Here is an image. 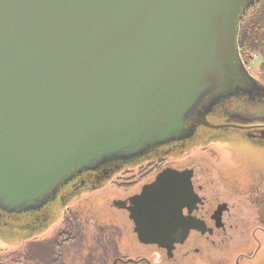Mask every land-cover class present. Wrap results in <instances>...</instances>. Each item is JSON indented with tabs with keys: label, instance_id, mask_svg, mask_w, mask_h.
Returning <instances> with one entry per match:
<instances>
[{
	"label": "water",
	"instance_id": "obj_1",
	"mask_svg": "<svg viewBox=\"0 0 264 264\" xmlns=\"http://www.w3.org/2000/svg\"><path fill=\"white\" fill-rule=\"evenodd\" d=\"M255 1L0 0V208H37L83 169L225 127L213 106L264 89L238 44ZM191 171L165 168L135 196L142 242L187 236L168 221Z\"/></svg>",
	"mask_w": 264,
	"mask_h": 264
},
{
	"label": "flooded vegetation",
	"instance_id": "obj_2",
	"mask_svg": "<svg viewBox=\"0 0 264 264\" xmlns=\"http://www.w3.org/2000/svg\"><path fill=\"white\" fill-rule=\"evenodd\" d=\"M259 110L264 117L262 87L213 106L207 118L209 121L210 116L217 118L218 121L212 123L226 124L223 128L198 125L188 138L154 144L141 154L113 158L97 168L83 169L37 208L12 212L0 208V234L15 244L33 239L47 230L61 210L64 217L62 230L47 242L44 255L41 252L38 255L32 244L25 257L19 252L17 258L8 264H34L35 260L40 264H255L262 243L258 232L264 233V171L233 177L214 174L208 162L180 168L166 166L180 171L192 170L188 173L192 191L179 199L180 209L174 211L176 220L168 221L175 226L191 225V229L171 250L140 240L136 228L138 224L143 226L145 220L142 216L141 219L135 218L133 210L135 196L141 194L144 185L153 182L165 168L156 172L137 191L113 201L110 212L114 213L115 222L102 223L97 215L100 210H91L88 214L79 208L72 210L70 206L85 191L96 190L97 184L112 180L118 173L136 167L142 172L143 166L150 163L154 167L160 166L170 153L179 154L196 143L218 141L231 131H238L253 141L264 139V120H245L251 118L249 112L258 115ZM116 201L120 203L116 204ZM238 231L240 236H245L244 240L250 242L248 239L251 238L258 244L255 251L230 255L229 244ZM148 248L155 249L152 259L145 254Z\"/></svg>",
	"mask_w": 264,
	"mask_h": 264
},
{
	"label": "rangeland",
	"instance_id": "obj_3",
	"mask_svg": "<svg viewBox=\"0 0 264 264\" xmlns=\"http://www.w3.org/2000/svg\"><path fill=\"white\" fill-rule=\"evenodd\" d=\"M262 57L256 55L254 61L247 65L250 73L260 82H263L261 74ZM211 122L218 121L217 118L209 117ZM211 167V171L222 173L223 176L240 177V175H249L256 172L264 171V139L250 140L247 137L241 136L238 131H231L218 141H207L196 143L193 146L186 148L179 154L170 153L164 163L160 166L154 164H146L144 171L140 172V167L126 170L118 173L112 180L97 184L93 191H85L80 197L72 201L70 208L85 210L88 213L91 210H100L97 215L102 223L115 222L117 219L113 217L114 213L110 212L112 203L115 199L129 195L141 188L142 184L151 179L156 172L166 166L184 167L197 163ZM151 165V166H149ZM153 165V166H152ZM204 170V169H203ZM134 177V178H133ZM94 212V211H93ZM96 213V212H95ZM62 210L56 220L50 227L38 234L33 239L22 241L20 244L5 238L0 234V263L8 264L17 258L20 252L22 257L28 253L27 250L32 248V244L37 248L38 255H44L47 251V242L55 238L62 230L64 225V217ZM261 239V249L255 264H264V233L258 232ZM239 231L233 234L232 241L229 244L230 255L236 256L238 253L246 251L253 252L257 248V243L253 239L244 240V237L239 235ZM40 248V249H39ZM33 250V254L36 255ZM41 252V253H40ZM149 258L155 255L154 248H148L145 251ZM39 261V260H38ZM35 260L34 264H40ZM42 264H45L42 263ZM246 264H253L247 262Z\"/></svg>",
	"mask_w": 264,
	"mask_h": 264
},
{
	"label": "trees",
	"instance_id": "obj_4",
	"mask_svg": "<svg viewBox=\"0 0 264 264\" xmlns=\"http://www.w3.org/2000/svg\"><path fill=\"white\" fill-rule=\"evenodd\" d=\"M238 44L246 66L254 61L256 55L262 57L260 70L264 82V0H256L244 11Z\"/></svg>",
	"mask_w": 264,
	"mask_h": 264
}]
</instances>
